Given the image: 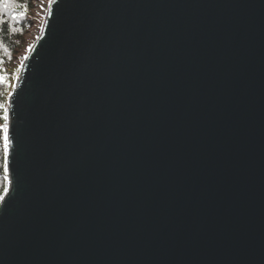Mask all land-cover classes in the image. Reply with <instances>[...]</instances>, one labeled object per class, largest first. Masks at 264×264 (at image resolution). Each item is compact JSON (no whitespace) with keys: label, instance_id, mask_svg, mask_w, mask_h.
<instances>
[{"label":"water","instance_id":"1","mask_svg":"<svg viewBox=\"0 0 264 264\" xmlns=\"http://www.w3.org/2000/svg\"><path fill=\"white\" fill-rule=\"evenodd\" d=\"M12 102L0 264H264V0H59Z\"/></svg>","mask_w":264,"mask_h":264},{"label":"snow or ice","instance_id":"2","mask_svg":"<svg viewBox=\"0 0 264 264\" xmlns=\"http://www.w3.org/2000/svg\"><path fill=\"white\" fill-rule=\"evenodd\" d=\"M59 0H47L48 11L47 16H52V5L58 3ZM43 6V5H42ZM17 7L23 9L22 11H17ZM28 11L27 3L17 4V0H0V31L3 30V25H9V31L12 33L21 32L22 29L16 28L14 25L10 24L7 20L4 19L5 14L11 15V20L19 21L26 17ZM45 21V25H46ZM45 25H41L40 31L43 33ZM40 39V37H37ZM3 45L0 44V47ZM33 45L28 46V51L31 52ZM6 52L7 48L4 49ZM10 58V54H9ZM28 57L24 56L21 59L20 66L16 69V79L19 80V72L24 67V60H27ZM3 63V61H0ZM7 76H0V83H6ZM11 88L15 89L16 84H11ZM8 99L4 102H0V205H3L6 202V198H10V193L13 191V176H12V157L13 150L15 147V138L12 133V122H11V112L14 111V105L12 102V97L14 92H8Z\"/></svg>","mask_w":264,"mask_h":264},{"label":"trees","instance_id":"3","mask_svg":"<svg viewBox=\"0 0 264 264\" xmlns=\"http://www.w3.org/2000/svg\"><path fill=\"white\" fill-rule=\"evenodd\" d=\"M27 3L28 11L26 17L19 21L11 20L10 14H5L4 19L7 20L10 24L14 25L18 29H22L21 32L12 33L9 31V25L4 24L3 30L0 31V44L3 46L0 47V76H7V79L10 75H14V69L19 67L20 60L27 55V51L25 55L22 57L24 50L28 46V35L33 25V7H34V0H17V4L19 3ZM17 11H22L23 9L17 7ZM34 42H32L33 44ZM31 44V45H32ZM7 48V52L4 50ZM10 54V58H9ZM16 75V73H15ZM15 77V81H16ZM8 83H0V102L3 101V97L5 96L6 92L8 91Z\"/></svg>","mask_w":264,"mask_h":264},{"label":"rangeland","instance_id":"4","mask_svg":"<svg viewBox=\"0 0 264 264\" xmlns=\"http://www.w3.org/2000/svg\"><path fill=\"white\" fill-rule=\"evenodd\" d=\"M47 7H48L47 0H35L34 1V8H33V11H34L33 20H34V22H33L32 28H31L29 35H28V41H29L28 46L31 45L32 42H34V40L41 33L40 27H41V25H43V23L45 21ZM28 46L26 47V50H24L25 52H23L22 57L25 55ZM20 63H21V60L19 62V66H20ZM16 69H17V67L14 69V75H10L9 78L7 79V83L9 85V87H8V91L6 92L5 96L2 98L3 101L8 99V95H7L8 92L13 90V88H11L10 85L16 83V81H15V77L17 75V74L15 75Z\"/></svg>","mask_w":264,"mask_h":264},{"label":"clouds","instance_id":"5","mask_svg":"<svg viewBox=\"0 0 264 264\" xmlns=\"http://www.w3.org/2000/svg\"><path fill=\"white\" fill-rule=\"evenodd\" d=\"M34 1H35V0H34ZM33 3H34V2H33ZM33 8H34V7H33ZM47 11H48V7H47ZM46 13H47V12H46ZM36 39H37V38H36ZM36 39H35V40H36ZM35 40H34V42H35ZM33 44H34V43H33ZM27 54H28V53H27ZM26 56H27V55H26ZM19 75H20V73H19ZM16 81H17V80H16Z\"/></svg>","mask_w":264,"mask_h":264},{"label":"built area","instance_id":"6","mask_svg":"<svg viewBox=\"0 0 264 264\" xmlns=\"http://www.w3.org/2000/svg\"><path fill=\"white\" fill-rule=\"evenodd\" d=\"M38 4V3H37Z\"/></svg>","mask_w":264,"mask_h":264}]
</instances>
